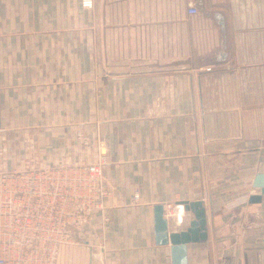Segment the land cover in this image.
Returning <instances> with one entry per match:
<instances>
[{
    "label": "crops",
    "instance_id": "crops-1",
    "mask_svg": "<svg viewBox=\"0 0 264 264\" xmlns=\"http://www.w3.org/2000/svg\"><path fill=\"white\" fill-rule=\"evenodd\" d=\"M79 131L106 149V220L54 264H170L153 205L181 229L180 200L198 198L208 238L188 264L264 260V231L245 233L264 227V195L247 201L264 165V0H0V169L84 161Z\"/></svg>",
    "mask_w": 264,
    "mask_h": 264
},
{
    "label": "built area",
    "instance_id": "built-area-1",
    "mask_svg": "<svg viewBox=\"0 0 264 264\" xmlns=\"http://www.w3.org/2000/svg\"><path fill=\"white\" fill-rule=\"evenodd\" d=\"M101 161L0 169V264H54L60 245L82 241L95 216L106 220L110 189Z\"/></svg>",
    "mask_w": 264,
    "mask_h": 264
},
{
    "label": "water",
    "instance_id": "water-1",
    "mask_svg": "<svg viewBox=\"0 0 264 264\" xmlns=\"http://www.w3.org/2000/svg\"><path fill=\"white\" fill-rule=\"evenodd\" d=\"M253 187L258 190L249 193V203L260 202L264 195V165L261 171L255 173ZM184 210H189L192 217L188 224L181 229H170L168 218L162 203L153 205L154 241L156 244H169L170 264H188L187 243L203 242L208 238L207 211L204 201L198 199H183L180 202Z\"/></svg>",
    "mask_w": 264,
    "mask_h": 264
},
{
    "label": "rangeland",
    "instance_id": "rangeland-1",
    "mask_svg": "<svg viewBox=\"0 0 264 264\" xmlns=\"http://www.w3.org/2000/svg\"><path fill=\"white\" fill-rule=\"evenodd\" d=\"M81 3L83 6H91L92 4V0H90V3L87 4V5H84L83 4V0H81ZM78 136L79 138L81 139V143L86 151V153L88 155H91L88 159L86 158V160L84 161H80V162H68V161H63L65 162L66 164H69V165H77L79 167H84L85 165H87L88 163H91V162H97L102 160L103 161V171H104V166L106 164V149H105V146L103 145V142L101 141L100 138L95 137V138H91L89 135H86L82 132H78ZM93 156V157H92ZM101 161V162H102ZM59 162H62V161H59ZM55 163H58V162H55ZM29 164H35V163H26V164H23L22 166H25V165H29ZM106 183V182H105ZM107 184V183H106ZM108 186V184H107ZM109 187V186H108ZM257 231H264V227L262 226V228H260L259 226L257 225H252L251 223H248L247 225H245V233L247 232L248 235L250 234H261V232H258V233H253V232H257ZM236 246L235 247H238V249H241V244L239 242L235 243ZM242 255V253H241ZM217 258L215 259H211V261H209V264H264V260L259 258L258 255H256V253H250L248 254L249 258L247 260V262H243L241 260V256L238 255V257H235L234 260H223L222 259V255L220 257V255L217 254Z\"/></svg>",
    "mask_w": 264,
    "mask_h": 264
},
{
    "label": "bare ground",
    "instance_id": "bare-ground-1",
    "mask_svg": "<svg viewBox=\"0 0 264 264\" xmlns=\"http://www.w3.org/2000/svg\"><path fill=\"white\" fill-rule=\"evenodd\" d=\"M175 208H176V207H175ZM178 208H179V212H178L179 215H177V216H179V217L181 218V213H182V212H181V209H180L179 206H178ZM178 208H177V209H178ZM174 210H175V209H174ZM176 211H177V210H176ZM176 213H177V212H176ZM172 214H174V211H171V212H170V216H173ZM177 219H178V218H177ZM176 223H177V222H176Z\"/></svg>",
    "mask_w": 264,
    "mask_h": 264
}]
</instances>
